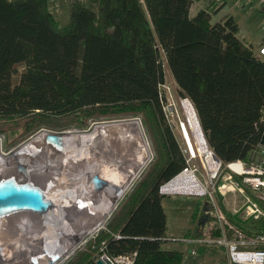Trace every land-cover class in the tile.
Here are the masks:
<instances>
[{
  "label": "trees",
  "instance_id": "obj_1",
  "mask_svg": "<svg viewBox=\"0 0 264 264\" xmlns=\"http://www.w3.org/2000/svg\"><path fill=\"white\" fill-rule=\"evenodd\" d=\"M195 1L70 0L62 27L49 0H0L2 124L19 127L24 138L43 128L60 131L72 119L83 127L82 115L142 113L161 143L160 157L126 198L122 221L112 220L71 264H97L103 254H135L133 264H184L186 252L165 247L181 240L168 235V196L160 189L186 166L164 110L165 64L219 159L247 161L263 140L264 40L258 48L246 42L230 15L214 21L225 7L220 0L192 14ZM214 250L201 246L197 255Z\"/></svg>",
  "mask_w": 264,
  "mask_h": 264
},
{
  "label": "bare ground",
  "instance_id": "obj_2",
  "mask_svg": "<svg viewBox=\"0 0 264 264\" xmlns=\"http://www.w3.org/2000/svg\"><path fill=\"white\" fill-rule=\"evenodd\" d=\"M179 106L195 152L208 157L210 150L192 102L181 99ZM150 155L136 120L99 124L88 133L41 132L9 155L0 140V186L27 183L49 191L61 187L65 195L54 196L50 214L0 217V264L63 263L105 223ZM98 175L104 182L89 186ZM190 184L184 176L168 191L186 193ZM83 192L92 205L81 207L86 203L78 200Z\"/></svg>",
  "mask_w": 264,
  "mask_h": 264
},
{
  "label": "built area",
  "instance_id": "obj_3",
  "mask_svg": "<svg viewBox=\"0 0 264 264\" xmlns=\"http://www.w3.org/2000/svg\"><path fill=\"white\" fill-rule=\"evenodd\" d=\"M258 54L264 58V43ZM183 153L185 168L160 192L168 197L202 198L208 206L184 239L191 247L189 253L195 256L203 246L223 251L226 264H264V146L260 144L247 161L229 163L211 149L208 157L187 146ZM184 176L191 181L186 193L168 191L170 184ZM134 258L135 254L110 259L114 264H133Z\"/></svg>",
  "mask_w": 264,
  "mask_h": 264
},
{
  "label": "rangeland",
  "instance_id": "obj_4",
  "mask_svg": "<svg viewBox=\"0 0 264 264\" xmlns=\"http://www.w3.org/2000/svg\"><path fill=\"white\" fill-rule=\"evenodd\" d=\"M209 0H197L194 2L192 7V14H195L197 10L200 9L202 5L204 7L205 3ZM225 3V8L222 14H219L214 18V21H219L223 16L230 15L239 24L241 28V36L247 39V41L254 44L255 48L261 45L264 39V0H220ZM70 0H49L50 11L55 15L60 26H66L70 20ZM256 45V46H255ZM165 60V59H164ZM22 67H19L18 72L21 73ZM166 71V84L162 89L163 97L165 98V113L168 121L171 123L173 132L178 139L180 147L183 149L187 148L195 153L194 144H192L190 133L186 126L184 115L179 106V101L184 99L180 95V89L169 69L167 64H165ZM186 100V99H184ZM113 118V119H112ZM80 120H84L83 127L78 126V119L74 121L63 122V126L59 127L60 131H55L47 128H43L35 134L29 137H21L22 130L19 127H13L14 124H2L5 122H0V140L3 141V151L6 154H12L20 146L25 144L29 139L41 132L66 134V133H88L91 132L95 126L99 124H105L113 121H124V120H136L141 124V128L144 132L145 139L150 148V158L141 169L136 179L130 186V188L125 192L124 196L118 202L115 210L107 216L105 223L98 228V231L89 236L83 244L71 255H69L66 260L61 264H71L73 261L83 252L86 251L88 242L91 240H96L102 231H106L109 224L114 219L116 224L122 221L125 216V203L126 198L133 192L137 184L145 177L149 168L156 162L157 158L160 157L162 149L159 137L156 135L155 124L148 121L147 117H144L142 113L134 117H102L98 116L95 118H89L82 115ZM73 123V124H72ZM72 125V126H71ZM71 126V127H67ZM67 127V128H65ZM186 132V133H185ZM189 134H188V133ZM186 142V143H185ZM186 145V146H185ZM16 148V150H15ZM210 150V148H209ZM184 154V153H183ZM185 155V154H184ZM165 211L168 216V235L173 239L181 240V243L175 242L165 247L171 249H178L186 252L184 264H226V257L223 251L215 249L214 251L204 252L202 255L192 256L190 251V246L184 242V239L189 236L190 232L195 226V217L192 219L193 214H199L202 210L207 211L208 206L204 203V199L186 197V196H174L170 195L166 197L163 201ZM200 205V207H199ZM209 250V249H208ZM190 255V256H189ZM104 256V254H103ZM199 256V257H198ZM111 258V257H110Z\"/></svg>",
  "mask_w": 264,
  "mask_h": 264
},
{
  "label": "water",
  "instance_id": "obj_5",
  "mask_svg": "<svg viewBox=\"0 0 264 264\" xmlns=\"http://www.w3.org/2000/svg\"><path fill=\"white\" fill-rule=\"evenodd\" d=\"M202 133L204 135L203 130ZM261 145L264 146V137L261 142ZM135 179L136 177L131 178V180L129 181L126 187L127 189L125 190V192L130 188V186L132 185ZM103 182L104 181L102 180V177L98 175L93 178L92 182L89 183V186L91 185V187H95ZM35 186L36 185H31L27 183L24 184L8 183V184H4V186H0V217L10 218L13 215H20V214L32 215V216L47 215L50 214V212L52 211V207H53L52 201L54 199V196L57 195V193H59V197L61 196V198L65 196L64 192L61 190V187L60 189H58L59 187H56L55 191L53 190L49 191L50 189L43 190ZM125 192L123 194H125ZM83 193H81V195H79L80 197H78L80 204L82 201L86 202L81 207L92 205L93 202L90 201L87 196H85V193L84 194ZM123 194L121 197L124 196ZM120 200L121 198L118 201H115L114 204L116 205L113 208V210L116 209L118 202ZM111 212L109 214H111ZM201 223H204V221L202 220ZM87 236H85V238ZM97 264H114V263L112 262L109 256L104 255L100 260H98Z\"/></svg>",
  "mask_w": 264,
  "mask_h": 264
},
{
  "label": "crops",
  "instance_id": "obj_6",
  "mask_svg": "<svg viewBox=\"0 0 264 264\" xmlns=\"http://www.w3.org/2000/svg\"><path fill=\"white\" fill-rule=\"evenodd\" d=\"M200 4H201V7H200V9L203 7V5H202V2H200ZM225 8V7H224ZM223 8V9H224ZM223 9L221 10V12L219 13V14H222V12H223ZM197 12V11H196ZM226 16V15H225ZM224 17V16H223ZM238 24V23H237ZM239 25V24H238ZM239 36L241 37V38H243L246 42H249V41H247V39H245L244 37H242L241 36V28H240V26H239ZM264 40V39H263ZM263 42V41H262ZM262 42H261V44H262ZM250 44H252L251 42H249ZM253 46H254V44H252ZM256 46V45H255Z\"/></svg>",
  "mask_w": 264,
  "mask_h": 264
}]
</instances>
